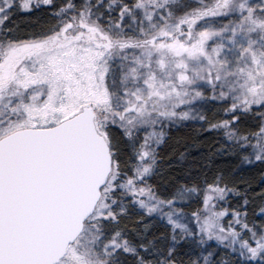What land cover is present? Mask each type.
Segmentation results:
<instances>
[{
  "label": "snow or ice",
  "instance_id": "snow-or-ice-1",
  "mask_svg": "<svg viewBox=\"0 0 264 264\" xmlns=\"http://www.w3.org/2000/svg\"><path fill=\"white\" fill-rule=\"evenodd\" d=\"M0 264H264V0H0Z\"/></svg>",
  "mask_w": 264,
  "mask_h": 264
},
{
  "label": "trees",
  "instance_id": "trees-1",
  "mask_svg": "<svg viewBox=\"0 0 264 264\" xmlns=\"http://www.w3.org/2000/svg\"><path fill=\"white\" fill-rule=\"evenodd\" d=\"M18 23L21 25V27H23L27 22L21 19V20H18Z\"/></svg>",
  "mask_w": 264,
  "mask_h": 264
}]
</instances>
